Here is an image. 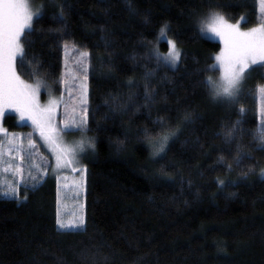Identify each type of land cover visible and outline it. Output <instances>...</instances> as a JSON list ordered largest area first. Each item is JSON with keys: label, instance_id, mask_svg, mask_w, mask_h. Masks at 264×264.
<instances>
[{"label": "trees", "instance_id": "16d2710c", "mask_svg": "<svg viewBox=\"0 0 264 264\" xmlns=\"http://www.w3.org/2000/svg\"><path fill=\"white\" fill-rule=\"evenodd\" d=\"M28 1L42 13L17 71L53 85L66 43L89 52L96 151L82 230L58 229L53 177L24 202L0 197V264H264V69L245 77L237 101L214 99L204 81L221 45L199 30L212 12L256 26L257 0ZM163 26L181 53L175 69L156 59L169 52ZM14 121L4 124L19 129Z\"/></svg>", "mask_w": 264, "mask_h": 264}, {"label": "snow or ice", "instance_id": "6c2138e0", "mask_svg": "<svg viewBox=\"0 0 264 264\" xmlns=\"http://www.w3.org/2000/svg\"><path fill=\"white\" fill-rule=\"evenodd\" d=\"M258 11L261 22L248 30H242L238 24L230 23L224 15L218 12L210 13L207 19L200 22L199 30L202 34L218 37L224 45L221 52L214 57L216 63L206 69V71L220 72L219 79L213 80L209 76L204 81L214 99L223 98L230 102L237 101L245 77L252 71L264 69V0H258ZM41 13L42 8L33 10L28 0H0V118L4 116L7 109H12L18 114L21 121H31L40 140L43 141L42 146H45L55 159L53 171L71 169L73 172L83 173V169L76 167L79 157L86 148H94L91 138L86 136L88 131L86 119L78 120L74 115V107L71 109L73 114H68V108L65 105L66 119L63 122V127L58 126L54 122V117L63 98L54 97L51 88L44 81L37 79L34 83H29L22 79L17 71L18 61L29 63L26 60L24 37L32 30L34 19L38 18ZM241 20L246 22L243 17ZM166 31L167 27L163 26L160 33L161 38H165ZM167 43L169 45L168 54L165 56L156 54V59L175 67L180 60L181 53L173 41L168 40ZM65 48H67V44H65ZM80 55L86 59L89 54L84 51ZM83 70L86 81V64L83 66ZM35 74L33 72V75ZM58 83L67 86L68 82L61 79ZM42 88L47 89L49 95L47 103L43 105L39 101ZM80 88L83 97L81 103H86V83H81ZM257 91L264 94V85H258ZM240 112L243 113L244 109L241 108ZM183 119L189 121L191 114L185 113ZM235 130L234 126L228 135L230 136ZM65 132H80L82 138L74 144H67L63 139ZM0 133L7 136V130L2 127H0ZM27 135L29 150L26 154H23L21 148L16 146L17 140L20 139L17 134H12L8 138L7 155L9 159H5V147L0 141V174L9 173L10 169L14 173L21 174L19 184L15 180L12 183L0 181V197L2 198L19 200L20 187H24L26 190L34 189L47 175V168L42 170V165L34 162L33 150L37 145L36 141L32 139L33 133ZM174 135L175 131H169L159 138V152L164 151L167 141ZM255 135L264 145V123L257 128ZM14 151L19 162H15V157L12 156ZM25 162H28V177L35 181L31 185L25 183L23 179ZM32 169H35L38 174L32 175ZM261 176L264 178V172L261 173ZM57 180L59 181V176ZM77 186L82 187V184ZM56 223L61 231H77L83 229L84 219L81 216L77 223H65L60 219L58 212Z\"/></svg>", "mask_w": 264, "mask_h": 264}, {"label": "rangeland", "instance_id": "374dc122", "mask_svg": "<svg viewBox=\"0 0 264 264\" xmlns=\"http://www.w3.org/2000/svg\"><path fill=\"white\" fill-rule=\"evenodd\" d=\"M29 2V1H28ZM31 8L33 10L40 9L39 6H34L29 2ZM258 5V0H257ZM227 19V17H225ZM35 20V19H34ZM230 23L238 24L239 27L242 30H248L250 28H243L240 24L242 20L239 21H231L227 19ZM261 22V17L258 11V23ZM34 24V22H33ZM257 26V25H256ZM255 27V26H254ZM252 28V27H251ZM204 35V34H203ZM207 38H210L214 41H217L221 45L220 51L216 54V56L221 52L224 45L223 42L218 37H212L210 35H204ZM165 40H171L175 43L176 48L179 50V47L174 39H172L169 35L166 34ZM67 48L65 46L63 47V53H62V73L55 84H49L46 83L52 90V95L54 97L63 98V102H61L58 106L57 112L54 117V122L60 126L63 127V122L66 119V111H65V105H67L68 108V114H73L71 112V109L75 108V117L79 119H86L87 121V128L88 131L86 133V136L88 138H91L92 143L94 144V148H86L85 152L80 155L79 157V163L76 165L77 169H83V173L80 171L73 172L71 169H61L59 171H53L55 167V159L51 156L47 148L43 145V141L40 140L38 133L35 131L34 126L31 124V121L29 120H23L21 121L18 117V114L12 110L7 109L4 113V116L0 118V127L7 130V136H5L4 133H0V141L3 142L5 147V159H9V156L7 155V149L8 144L7 140L12 136V134H17L20 139L17 140L16 146L21 148L23 154H26L29 150L28 145V133H33L32 139L36 141V149L33 150L34 152V162L40 163L43 168H47V175L43 177L42 181L37 185L40 186L47 177H53L57 181V213H56V220H57V214L59 212L60 219L64 221L65 223L74 224L79 221V218L82 216L84 219V225H85V174H86V168L88 166V162L91 161L94 158L95 151H96V138L95 135H93L90 132L89 128V108H90V99H89V72H90V55L85 59L81 57V52H88L86 49L78 48L72 43H66ZM180 51V50H179ZM89 54V52H88ZM215 56V57H216ZM180 62V60H179ZM179 62L175 65L177 68L179 66ZM216 63V61H215ZM87 65V80H84V70L83 66ZM212 77L213 80H217L220 77V72H212L208 75V77ZM61 79L66 80L67 86L63 83H58ZM244 82V80H243ZM243 82L241 84L240 88V94L243 91ZM81 83H86L87 85V94H86V103H81L83 97L81 96ZM256 97L258 102V120H259V126L264 123V94L259 93L256 91ZM49 99L48 90L47 89H41V92L39 94V101L40 103L46 104ZM220 101H227L223 98H217ZM85 109L87 110L85 112ZM8 115L15 116V123L20 127L19 129L12 130L9 128V126L4 124L5 117ZM82 138V135L80 132H65L63 133V139L67 144H74L75 142L79 141ZM12 156L15 157V162H19V158L15 151L12 153ZM41 157H43L41 159ZM25 172L23 174L24 182L28 185H31L35 183V181L31 180L28 175V162H25L24 164ZM264 172V167L259 172L260 177L261 173ZM37 171L35 169H32V175H37ZM20 175L12 172V170H9V173L6 174H0V181H3L5 183H12L13 180L16 181V183H20ZM59 176V181L57 180V177ZM82 184V187H78L77 185ZM36 188V187H35ZM29 189V188H28ZM26 189L24 187H20L19 189V202H24L26 194H23ZM27 197V196H26ZM57 224V223H56ZM83 225V228H84ZM58 227V226H57ZM59 229V228H58ZM60 230V229H59Z\"/></svg>", "mask_w": 264, "mask_h": 264}]
</instances>
